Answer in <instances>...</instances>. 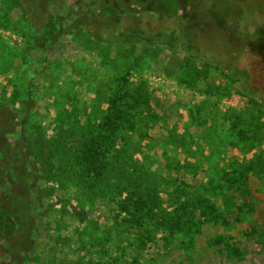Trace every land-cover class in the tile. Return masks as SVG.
Listing matches in <instances>:
<instances>
[{
  "label": "rangeland",
  "instance_id": "374dc122",
  "mask_svg": "<svg viewBox=\"0 0 264 264\" xmlns=\"http://www.w3.org/2000/svg\"><path fill=\"white\" fill-rule=\"evenodd\" d=\"M25 4L0 0V209L16 198L26 219L0 237V264H264V0L167 4L213 62L247 69L248 85L186 46L95 37L84 22L103 13L99 0H49L44 33ZM126 13L165 20L135 4ZM138 93L148 107L129 105L109 138V102ZM99 136L102 181L75 159ZM139 182L158 199L154 218L121 207ZM159 210L189 222L170 231Z\"/></svg>",
  "mask_w": 264,
  "mask_h": 264
},
{
  "label": "trees",
  "instance_id": "16d2710c",
  "mask_svg": "<svg viewBox=\"0 0 264 264\" xmlns=\"http://www.w3.org/2000/svg\"><path fill=\"white\" fill-rule=\"evenodd\" d=\"M47 1L48 2H46V5L44 4L43 7L44 0H26V4L23 6V10L35 32L44 33L52 19L47 8L49 0ZM173 1L174 0H99V5L103 13L89 12L85 14L87 17L84 23L87 29L90 30L95 37L105 40L107 36H109V41L116 44L155 45L158 43H165L171 47L177 45L186 46L195 57L204 60L206 65L220 67L221 70L232 79H242V81L248 85L250 74L247 69L237 67L231 69L225 60L213 62L209 53H204L202 51L203 49L201 45L197 43L195 38L191 39V34H189L190 29L187 28V26H184L183 23L175 22L172 19L174 15L167 4L173 3ZM212 1L213 0H211V2ZM132 4H135L136 8L143 11H149V9L151 11H157L161 17L163 16L162 19L165 20L155 22L152 18L142 20L140 18L127 17L126 12ZM198 4L199 2H191L188 6L190 5V9L192 10L197 8L198 13H203L198 8ZM155 5H160V9H153V6ZM206 9L207 16L214 13L213 11L208 12L209 9ZM194 13H196V9ZM201 15L202 14L195 17L200 21V26L201 23L209 21L208 18L201 17ZM248 38L250 40L251 36L247 37V39ZM237 52H239V50ZM259 96L264 102V89L260 92ZM144 98L146 97L142 95V93L133 95L129 103L121 102L122 99L119 97L112 98L109 102L108 112L104 117L105 131L109 132V134H107L109 138L111 135L115 136L117 131H119V129H121L126 123V117L128 118L126 111L128 110L129 105L130 107L138 105H143L146 108L148 107V102L144 101ZM104 139V136L92 137L88 142L82 145L75 155L76 161L86 175L98 181L104 180L109 173L106 152L103 150L102 145ZM11 169L12 168L5 173L8 174V172L12 171ZM124 176H129L133 178L132 180L138 179L133 172H125ZM120 183L121 181H117L118 185H120ZM137 184L138 185L130 188L131 190L128 192L129 195L122 201V209H124L126 213H129L131 217L139 216L138 220H142L147 216L151 218L156 217L158 215V211L156 212V200L158 199H156L152 193V186H145L144 182H139ZM191 202L192 200H189L185 203V206L191 205ZM159 212L162 215V223L168 225L170 231H180L182 226L189 222H185L180 216L177 217L176 215L168 216L165 214L164 216L162 214L163 210H159ZM25 224L26 219L19 208L18 200L13 197L9 198V201L0 209V237L5 240L11 239L16 233H18V231L25 228Z\"/></svg>",
  "mask_w": 264,
  "mask_h": 264
}]
</instances>
